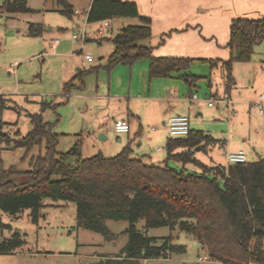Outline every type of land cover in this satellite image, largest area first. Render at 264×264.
<instances>
[{
	"label": "trees",
	"instance_id": "obj_1",
	"mask_svg": "<svg viewBox=\"0 0 264 264\" xmlns=\"http://www.w3.org/2000/svg\"><path fill=\"white\" fill-rule=\"evenodd\" d=\"M63 13L74 12L69 0H57ZM34 10L27 0H3L0 12L15 14ZM123 16H134L139 23L123 26L112 38L114 49L107 58L106 67L122 62L131 64L136 59L149 58L150 75L169 77L182 71L190 83L199 75L187 73L193 58L184 56H155L151 47L140 44L151 37L152 17L141 14L135 0H92L87 20L96 22ZM31 33L40 34L41 22H30ZM264 38V15L252 18L237 16L230 23L226 59H204L212 67L220 64L224 69L225 88L234 83L233 62L248 61L255 46ZM236 51V53L234 52ZM93 68L83 70L66 81L64 91H70L78 78ZM56 103L44 101L40 111L30 113L32 127L25 134L12 136L5 130L9 124L0 118V142L11 147H24L26 152L34 146L39 151L30 157V168L18 170L14 165L4 168L0 164V209L13 215L25 208L32 209L37 221L42 199H64L77 204V226L102 233L112 239L114 232L107 219L127 220L124 232L128 240L118 254H100L89 264H142V259L169 257L181 252L182 244L173 243L172 234L149 235L151 227L168 226L192 233L211 259L227 264H264V157L228 164L209 165L196 155V146L204 150L216 139L203 129H190L185 136L169 137L165 143L163 164L147 162L131 155L130 142L115 155L99 152L82 156V136L67 150H59L61 133L54 123L44 119L46 107ZM69 157L73 160L70 162ZM1 163V159H0ZM189 164L201 168L190 169ZM22 173L23 181L12 177ZM145 221V230L137 221ZM161 240L160 242H158ZM25 242L16 230L0 241V252L10 251ZM179 264H203L200 260Z\"/></svg>",
	"mask_w": 264,
	"mask_h": 264
},
{
	"label": "rangeland",
	"instance_id": "obj_2",
	"mask_svg": "<svg viewBox=\"0 0 264 264\" xmlns=\"http://www.w3.org/2000/svg\"><path fill=\"white\" fill-rule=\"evenodd\" d=\"M138 1L141 5L144 4L142 0ZM159 1H153L156 4V12L160 11ZM223 1L229 5L237 2ZM2 2L3 0H0V4ZM69 2L74 5L73 9L87 7L89 4V0ZM27 4L34 10L18 12L13 14V17L0 15V95L4 97V100L0 101V118L10 122L5 125V130L12 136L17 135V129L20 134H25L32 127L30 113L40 111L42 102L49 101L56 103V106L46 107L43 116L44 119L53 122L54 129L61 133L59 150H67L76 139V134L81 133L84 157L99 152L112 156L130 142L132 156L141 157L147 162L163 164L166 157L164 145L172 135L162 122L140 120L143 126L141 134H137L138 119L129 115L130 132H117L112 115L115 117L119 108L126 105V99H121L120 107L112 103L115 106L113 109L102 101L99 105L88 108L85 98L77 94L79 90H72L69 100L61 94L63 82L69 79L78 67L88 69L90 66L105 65L106 60L100 56L105 55L103 53L108 46L113 45L111 38L123 23H139L140 19L134 16L113 18L111 29L104 33L108 38L102 39V43L97 40L82 42L80 39L72 38V34L76 32V28L72 27L75 19L60 10L62 5L57 0H27ZM201 7L199 10H202ZM168 11L172 13L170 8ZM229 13L232 15L233 12ZM79 15L81 21L84 11ZM30 22H42L46 30L42 34H33L29 31ZM97 26L98 23L94 22L88 26V30L93 33ZM55 38L59 39L57 42V44L60 42L59 48L52 49L50 42ZM143 41L144 39L141 40ZM234 52L236 53L235 50ZM84 53L92 54L94 60L83 59ZM102 70L106 72L104 66H98L84 74L86 87L82 93L95 92L99 76L97 71ZM190 71L201 75L197 78L196 85L192 87L196 101L186 100L183 98V90L177 91L175 88L171 92V103L157 100L153 102L155 106L153 110L155 112L164 110L166 104L168 109L170 106L183 107L174 113H187L190 116L191 128L204 129L216 138V142L204 150H196L197 157L207 164L226 163L224 146L221 144L224 139L229 140L231 151L241 148L248 160L264 157V113H260L252 103L262 94L264 108V38L255 46L250 60H234L235 83L230 92L224 89L222 66L210 69L207 63L195 60L190 66ZM173 80L180 81L188 89V84L182 78L176 77ZM122 88H125V84ZM131 91L132 94H143L142 83L136 79ZM224 97L232 99V113H229L226 103L222 100ZM130 101L132 105L137 102L132 98ZM198 111L201 114H197ZM110 118L112 119L109 122L110 129L103 131L107 137H101L97 126L101 122H108ZM152 126L157 128L155 133L151 129ZM119 136L122 138L121 141L118 139ZM141 140H144V143L139 144ZM38 151V146L26 152L24 147H11V144L6 146L0 142V164L4 168L14 165L18 170H26L30 168L31 155ZM188 166L190 169L201 170L193 164ZM12 178L15 181H23L25 176L16 173ZM76 211L75 201L50 197L42 199L37 221L33 220L31 208H25L17 215L0 209V241L11 236L16 230L25 239L20 246L0 252V264H89L98 259L100 254H118L128 240V234L124 229L129 222L123 219H107V226L115 235L112 239H106L98 231L77 226ZM144 223L145 221L140 219L136 224L139 229L145 230ZM147 233L154 236L172 234L173 243L182 244L184 247L181 252L170 253L169 257L142 259V264H179L183 261L196 260L199 255L205 254L201 244L190 232L158 226L149 228ZM203 261V264H222L214 259Z\"/></svg>",
	"mask_w": 264,
	"mask_h": 264
},
{
	"label": "crops",
	"instance_id": "obj_3",
	"mask_svg": "<svg viewBox=\"0 0 264 264\" xmlns=\"http://www.w3.org/2000/svg\"><path fill=\"white\" fill-rule=\"evenodd\" d=\"M91 1L92 0H89V4L87 7H76L74 9V12L68 16L72 19H75L72 24V27L76 28V32H81L83 29H85L87 35L85 41L97 40V42L102 43V39L108 38L105 37L106 34L104 33H106V31L108 33L111 29V20L110 24L106 27L104 33L99 32V28L103 24V20L96 21L98 23V26L94 29L93 33H91L88 30V26H90V24L94 22H89L87 20L88 9L90 7ZM153 1L158 2L159 0H142V2L144 3L143 5H141L140 1H136L138 3L140 13L150 15L152 17V35L148 39H144L143 42L140 41L139 43L151 47V53L155 56L191 57L193 58V62L195 60H199L204 63H207L210 69L216 68L221 65L218 64L212 67L210 63L204 59H226L230 56V47L228 45V42L230 39L231 20L237 16L257 18L262 17L264 15V0H237V2L234 1V3L230 5L225 3L223 0H207V3H205V0H160V5L158 6L160 11L157 12L155 11L156 4H154ZM146 3H149L150 5L145 6ZM199 5H201L202 7ZM72 6L74 8L73 4ZM199 7L202 8V10L200 9L201 11L199 10ZM168 8H170V12L172 13H169ZM83 11L84 15L82 16L81 21H79V16H81L79 14L83 13ZM229 12H233L231 13L232 15H230ZM0 15H5L8 17L14 16L13 14H8L4 12H0ZM125 25L127 24L123 23L120 29ZM45 30L46 27L43 25V29L40 34H42ZM72 38H74L73 35ZM53 42L54 40H51L50 42L51 48H59L60 42L59 44L56 43L54 47L52 45ZM81 49L82 47L80 48V50ZM113 49L114 43L113 45L108 46L106 51L103 53L105 55L100 56V58L106 60L105 65L99 64L95 66H90L88 68L96 69L98 66H104L106 68V72H104L105 70H102L101 72L97 71V74H99V76L97 77V85L95 88V92H92L91 94L81 92L86 87V82L84 78V74L86 72L82 75L83 86H79L81 84V81L77 78L75 80V84H77L75 87H73L70 91L67 92L63 90V85L66 81L70 80L74 76H77L83 70H86V68L84 67H78V70L74 72L69 79L63 82L61 94L65 97L66 100H69V97L72 94V90L74 89L80 91L77 92V94L85 98L86 106L88 108L99 105V102L102 101L105 102L108 107L113 109L115 108V106L112 103L117 104L116 107H120L119 103H122L121 99H126V105H123V107L119 108L118 113L115 115V117H113L112 115V118H114V121L117 118H125L130 124V129L127 132H130L131 130L129 115L137 118L139 124L137 134H141L143 126L140 120H156L158 122H162L165 125V122L168 120V118L171 115L175 114L174 112H176L178 108L183 109V107L181 108L180 106L178 108L170 106V108L168 109L166 104L164 110H158L156 112L153 110V108L155 107L153 102L157 100L168 102L172 101L171 92L175 88H177V91H180L181 89L183 90V98H185L186 100L190 99V102L196 101V96L192 89V87L196 85V82H194L193 84L190 83L186 78L181 75L182 71L174 73L172 76L169 77L151 76L149 70V58L147 57L136 59L131 64L119 62L113 65L110 69H108L106 67L107 58L113 51ZM83 59L87 60L84 55ZM193 62L191 63V65L193 64ZM186 72L198 75L196 73L191 72L190 67L186 70ZM176 77L182 78L185 83L188 84V89H186L180 81L173 80V78ZM136 79L142 83V88L144 90L143 94H132V86ZM126 81H128V88L126 87ZM123 84H125V88H122ZM224 89L226 92H230L232 88L230 90H226L224 81ZM131 98L137 101L135 105L131 104ZM225 98L231 100L230 105L224 100ZM2 100H4V97L0 95V101L2 102ZM222 100L226 103L229 113H232V99L229 97H224L222 98ZM197 114H201V112L198 111ZM108 120V122H101L97 126V130L100 132L101 137H107V135H104L103 131L110 129L109 122L112 121V119L110 118ZM152 127L151 129L154 131L153 133H155L157 131V128ZM118 139L120 141L122 140L120 136L118 137ZM142 143H144V140H141L139 142V144ZM121 144H123V142ZM221 144L224 146L225 154L227 151H231L229 149L228 139H224L223 141H221ZM224 164H228L227 158L226 163ZM204 255H207L206 250ZM199 256L196 260H198ZM201 262L204 263V261Z\"/></svg>",
	"mask_w": 264,
	"mask_h": 264
},
{
	"label": "built area",
	"instance_id": "obj_4",
	"mask_svg": "<svg viewBox=\"0 0 264 264\" xmlns=\"http://www.w3.org/2000/svg\"><path fill=\"white\" fill-rule=\"evenodd\" d=\"M109 24H110L109 20H103V24L99 28V32L104 33L106 27ZM72 35L74 38L80 39L82 41H85L87 37L85 29H83L81 32H74ZM58 41L59 39L55 38L52 44L53 47ZM84 56L88 61L94 60L92 54L90 53H84ZM262 98H263V95L261 94L256 100L252 102L253 105L259 110L260 113H264ZM224 100L229 105L231 104V100L227 98H225ZM114 128L117 132H127L130 129V124L125 118H117L114 121ZM165 128L169 132V134L172 135V137L185 136L189 133L191 129L190 116L187 113H175L171 115L168 118V120L165 122ZM226 158H227L228 163L243 162L247 160V156L242 149H239L237 151H227ZM207 259H211L208 254L199 256L198 258V260L200 261L207 260ZM222 264H227V263H222Z\"/></svg>",
	"mask_w": 264,
	"mask_h": 264
},
{
	"label": "water",
	"instance_id": "obj_5",
	"mask_svg": "<svg viewBox=\"0 0 264 264\" xmlns=\"http://www.w3.org/2000/svg\"><path fill=\"white\" fill-rule=\"evenodd\" d=\"M100 136H101V134H100ZM197 149H200V146H196V150ZM73 160V158L72 157H69V161L71 162Z\"/></svg>",
	"mask_w": 264,
	"mask_h": 264
}]
</instances>
